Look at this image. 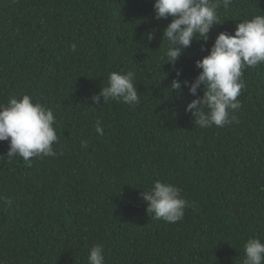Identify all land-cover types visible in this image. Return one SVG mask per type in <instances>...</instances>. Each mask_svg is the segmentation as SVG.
Listing matches in <instances>:
<instances>
[{
  "label": "trees",
  "instance_id": "trees-1",
  "mask_svg": "<svg viewBox=\"0 0 264 264\" xmlns=\"http://www.w3.org/2000/svg\"><path fill=\"white\" fill-rule=\"evenodd\" d=\"M154 2L0 0V104L27 94L76 135L29 161L8 160L0 141V264H88L96 244L105 264H242L246 241L264 242V63L244 70L224 127L195 126L186 107L197 97L170 89L175 69L194 82L218 34L264 15V0L221 6L222 25L175 69L162 43L172 17L155 19ZM114 71L135 73L138 104L91 100ZM157 180L195 209L174 224L152 219L141 193Z\"/></svg>",
  "mask_w": 264,
  "mask_h": 264
},
{
  "label": "clouds",
  "instance_id": "clouds-1",
  "mask_svg": "<svg viewBox=\"0 0 264 264\" xmlns=\"http://www.w3.org/2000/svg\"><path fill=\"white\" fill-rule=\"evenodd\" d=\"M232 0H155V19H167L171 22L164 29L162 43L167 41L165 56L167 63L175 69L176 62L184 50L190 48L193 40L209 41L210 31L221 24L219 9L227 8ZM153 33L148 34V39ZM76 44L71 46L76 51ZM202 51H208L202 47ZM264 63V15H256L250 20L237 24L234 34L220 32L209 54L196 61V67L202 69L194 82L181 80L182 70H176L177 78L170 89L182 95L183 87L197 98L187 104L186 111L194 117L195 126L208 128L213 125L224 127L235 120L232 113L241 107L238 97L247 88L243 79L244 70L256 68ZM135 73L121 74L111 72L107 86L91 100L98 106L101 97L104 104L110 100L123 101L126 104H138L140 95L134 84ZM203 87L204 94L198 96ZM52 110L25 94L22 98H9L7 105L0 104V141H8L7 159L17 157L29 161L33 157L55 156L54 143L64 146L74 133L60 129L55 124ZM238 122V121H237ZM95 131L104 135L101 122L97 120ZM86 148L87 142L81 141ZM0 158H3L0 156ZM182 189L174 184L155 181L149 191L141 193L147 202L146 213L152 219H162L174 224L184 218L187 208L195 209L194 203L181 195ZM242 264H264V242L259 238H249L243 246ZM105 249L102 244L94 245L88 256V264H105Z\"/></svg>",
  "mask_w": 264,
  "mask_h": 264
}]
</instances>
